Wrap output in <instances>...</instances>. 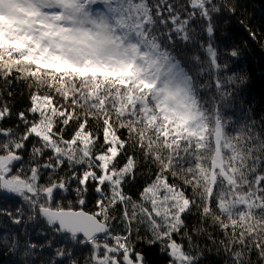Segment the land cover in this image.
Segmentation results:
<instances>
[{
    "label": "snow or ice",
    "instance_id": "obj_1",
    "mask_svg": "<svg viewBox=\"0 0 264 264\" xmlns=\"http://www.w3.org/2000/svg\"><path fill=\"white\" fill-rule=\"evenodd\" d=\"M248 43L264 26L241 0H0V248L19 264H150L153 248L264 264V116L233 71Z\"/></svg>",
    "mask_w": 264,
    "mask_h": 264
},
{
    "label": "trees",
    "instance_id": "obj_2",
    "mask_svg": "<svg viewBox=\"0 0 264 264\" xmlns=\"http://www.w3.org/2000/svg\"><path fill=\"white\" fill-rule=\"evenodd\" d=\"M243 11L246 12L248 21L257 30L264 26V0H241ZM223 23V22H221ZM225 31L231 37L227 44L238 42L244 37L243 30L235 21H229L225 26ZM233 71L247 72L249 80L239 92V101L245 108H251L252 114L259 119L264 116V47L259 44L248 43L245 45L241 57L233 62ZM17 107L25 105L22 96L16 97ZM230 115L240 116L239 106L229 110ZM131 193L138 192V188L128 189ZM67 196V200H72V196ZM98 196V194H94ZM67 202V201H66ZM15 205L18 203L16 199L8 201ZM96 206L94 201L87 205L86 210L93 211ZM34 234V229L32 230ZM35 235V234H34ZM254 255V254H253ZM150 264H162L160 260L161 253L156 248L149 250ZM225 257L216 255L215 252L206 255L203 264H223ZM0 264H19L17 256L11 251L0 248Z\"/></svg>",
    "mask_w": 264,
    "mask_h": 264
}]
</instances>
